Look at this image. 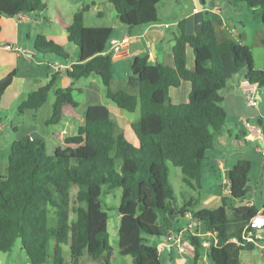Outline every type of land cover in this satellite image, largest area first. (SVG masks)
Segmentation results:
<instances>
[{"label": "trees", "instance_id": "obj_1", "mask_svg": "<svg viewBox=\"0 0 264 264\" xmlns=\"http://www.w3.org/2000/svg\"><path fill=\"white\" fill-rule=\"evenodd\" d=\"M108 1L127 29L159 22V0ZM230 1L261 9L260 41L264 45V0ZM44 8L43 0H0V17ZM84 14L82 8L73 14L71 23L60 21L67 39L78 48L77 58L64 72L72 80L97 74L108 100L126 112L138 108L139 118L130 123L137 143L117 130L105 105H89L80 114L72 96L74 89L56 88L44 123L56 124L80 116L83 122L64 135V147L57 146L52 151L39 137L24 135L11 142L6 174L0 175V252H9L19 239L29 264H44L49 259L47 246L52 239V264H66L64 245L69 249L70 264H81L83 257L101 258L103 264H110L108 215L100 201L102 186H106L121 188L117 206L118 253L130 255L132 264H162L157 243H149L150 238H162L168 233L158 223L159 215L179 222L181 219L182 223L188 212L202 231H214L217 237L205 251L197 236L188 235L194 245V263L204 254L207 264H253L241 258L242 252L254 249L253 242H245L242 231L259 209L264 215V202L261 208L243 203L250 190L247 159H237L227 171L228 192L212 208H196V200L178 206L168 182L171 163L179 167L184 184L195 190L201 188L205 153L218 144L217 137L225 126L222 91L236 74L256 82L264 93V70L253 67L250 49L231 37L218 39L210 13L203 12L198 29L192 33L186 32L183 19L177 21L171 46L172 66L150 61L148 54L135 55L128 84L136 86L137 91L112 90L114 63L105 53L112 27L86 26ZM33 47L41 54L69 59L59 44L42 34L35 36ZM188 48L193 54L192 68L187 65ZM15 73L12 70L0 78V98ZM56 75L50 74L45 83L30 90L17 111L40 108ZM183 81L190 85L187 100L174 103L169 88L179 87ZM48 206L56 211L54 226L48 224Z\"/></svg>", "mask_w": 264, "mask_h": 264}, {"label": "rangeland", "instance_id": "obj_2", "mask_svg": "<svg viewBox=\"0 0 264 264\" xmlns=\"http://www.w3.org/2000/svg\"><path fill=\"white\" fill-rule=\"evenodd\" d=\"M47 7L51 8L50 0H45ZM210 0H207L206 5H209ZM216 3L221 7L222 16H224V24H226L228 29L237 28L238 24L241 23V40L245 41V45L250 49L252 54L253 65L257 69L264 70V45L261 43L260 38L262 35V24L260 20L261 9H251L244 3H233L230 0H216ZM197 5L195 0H159L156 6V13L159 18V27L158 30H161L163 35V45L170 42V37L172 33L176 31V23L174 22L181 16V13H190L193 6ZM98 9L102 12V15L96 17L97 8L93 9L91 7L90 12H86L85 24L88 26H98V25H114V29L119 31V26L115 24H120L118 19H116V12L112 4L108 0H100L97 3ZM228 13H227V10ZM63 11H66L64 6ZM65 13V12H64ZM227 14L229 17H227ZM213 20H217L218 16L213 15ZM231 20L235 22L232 26ZM219 22V20H217ZM127 28L126 25H121ZM145 25L133 26L132 31H140ZM135 28V29H133ZM138 28V29H137ZM153 37L156 39V31L152 29L148 34L142 39L144 41L151 39ZM165 39V40H164ZM134 41V40H132ZM134 43V42H133ZM145 44V43H144ZM71 48H66L67 53L69 54V59H76L78 56V48L72 42L70 43ZM151 46L145 44L146 52L151 51ZM50 55V54H47ZM130 72V66L125 64H118L114 66L113 79L110 83V88L112 90L117 89H127L132 92L137 91L136 86H130L128 84V74ZM240 75L237 74L236 77ZM241 80H243L241 78ZM75 81V86H80L82 90H73L72 94L74 99L79 103V108L82 109L86 105H95L102 104L108 108V105H112L116 110L120 111L123 114L124 120L120 121L121 126L116 123L117 130H122L126 138L137 143L136 137L130 127L129 122L136 121L139 118V109L137 108L134 112H126L119 109L113 102L108 100L104 96V86L100 80V77L97 74H90L88 77H81ZM226 86L232 87L230 81ZM222 101L221 106L226 112L225 126L222 130V134L218 135L217 139L221 141V145L216 144V146L206 151V158L202 166V175L200 179L201 188L199 190L192 189L188 187L181 181V172L179 167L168 163V182L173 188L175 194L176 204L181 206L184 201L187 200H196V208L207 207L212 208L219 204V198L210 196L211 194H221L224 187V181L222 176V171L215 162L217 158L223 159L225 161L232 162L235 159L244 158L249 161L248 169V179L251 194L255 198V203L257 206H261L263 196L260 194V190L264 193V156L256 151V146L259 142L248 140L242 134H237V129L241 128V131L246 132L247 134V122L254 116V108L249 107L246 104V95L242 91L230 90L222 91ZM54 98L53 92H50L46 102L37 110H28L24 113L17 111V106L19 103L10 104L9 108H5L7 118L4 120L7 128L11 121L18 124L19 132L22 131L23 127L33 124L37 131H40L42 134L47 132L54 131L59 126L56 124L46 125L44 123L45 119L50 115L51 112V101ZM258 100V117L262 118L261 128L264 129V93L261 91L259 94ZM86 101V102H85ZM109 110V109H108ZM31 115H34V119H30ZM4 117V116H3ZM116 119V118H115ZM123 121V122H122ZM236 125L239 127L237 128ZM230 130V135L227 132ZM9 133L14 134L15 138L16 132L13 133L11 130ZM224 134V135H223ZM13 136V137H14ZM2 140L9 139L8 136L1 138ZM57 139V138H56ZM47 139V150L52 151L55 147L61 146L64 147L65 144L58 138ZM10 151V144H2L0 142V175L6 174V163L7 156ZM262 163V167H261ZM227 193H224L225 195ZM250 194L248 193V197ZM121 197V188L115 187L112 189L102 186V191L100 195V201L102 208L107 212V229L109 233V242L112 247V254L109 258L110 264H132V257L130 255H121L118 253V225H119V214L117 211V206L119 204ZM252 197V196H251ZM48 224L54 226L56 224V211L55 208L48 206ZM189 221L186 216L184 221ZM158 223L163 224L168 233L172 231H178L183 228L185 224L177 220H173L167 217L164 214L159 215ZM163 241L162 238H150L149 243H159ZM264 243V240L260 245ZM53 240L51 239L48 242L47 253L50 254L52 251ZM69 252L65 249L64 253ZM22 258H25L24 252L20 248V241L16 239L11 250L9 252H0V264H7L8 261L21 262ZM183 257L186 261V264H207L205 255L200 256V259L195 263L192 258L183 254L181 256L174 247L166 248L164 252L160 254V260L162 264H175L174 260ZM241 258L247 263L253 264H264V250H261L259 245H254V249L249 252H242ZM89 259L90 264H103L102 259H90L89 257H83L79 262L83 263L84 260ZM85 263V262H84ZM44 264H52L51 260H47ZM70 264V262H68Z\"/></svg>", "mask_w": 264, "mask_h": 264}, {"label": "crops", "instance_id": "obj_3", "mask_svg": "<svg viewBox=\"0 0 264 264\" xmlns=\"http://www.w3.org/2000/svg\"><path fill=\"white\" fill-rule=\"evenodd\" d=\"M99 1L100 0H50L49 3L51 4V8H49L47 7L46 1L43 0V2L45 3V8L39 12L20 13L13 17H8V16L0 17V78L5 76L8 72L12 70H15L16 72L10 84L5 88L0 98V142L2 144H11L13 140L19 139L24 135H29L31 138L32 137L42 138L46 141V143H47V139H51V138H55V139L57 138L56 140H58V138H61V140L63 141V137L66 133L70 134L75 128V126L82 124L83 118L80 116L73 120H67V119L60 120L58 123H56V125H58L59 127L55 129L53 132L50 131L47 132L46 134H42L40 131H37V129L34 127L33 124H29L28 126L23 127L22 131L19 132L18 124L16 123V121L15 122L11 121L9 123L8 128L4 123V120L7 118V115H5L6 114L5 108H9L10 104L20 103L26 97L27 93L30 90L45 83L49 79L50 74L52 73H56L57 75L53 86L48 92V95L50 92H53L54 94V90L58 87L65 88L67 86H70L74 90H79V91L82 90L80 86H75V81L65 74L64 71L66 69L65 70L54 69L55 65L58 64L66 65L72 63L73 58L67 60H61L53 55L41 54L34 49L33 40L37 34H42L46 36L48 39H52L53 41H55L66 51L67 50L66 48H71L70 46L71 42L67 39L66 31L64 27L60 24V21H63L67 24L71 23L73 14L75 12L82 10V8H85L84 24L87 17L86 12L89 13L91 7H93V9L97 8L96 17L101 16L102 12L97 7V3ZM195 2L197 3V5L193 6L192 11H190V13L182 12L181 16L178 17V19L174 22L183 19L186 32L192 33L198 29L201 21L202 13L208 12L210 13L211 17L213 15L218 16L217 20H219V22H217V20H213L218 39L231 37L241 43L246 44L245 41H242L241 38L238 37V35H240L241 33L240 32L242 27L241 23H237L238 24L237 28L228 29L226 24H224L225 22L223 19L225 18L224 16H222L223 13L221 7L216 3V0H210L209 5H206L207 0H204L203 1L204 3H201L200 0H195ZM64 6L66 8V11H63ZM227 17H229L228 14ZM116 19H118L117 14H116ZM230 24L233 26L235 22L231 20ZM115 25L119 26L120 29L119 31H117L116 29H114V25H111L110 26L112 27L111 38L113 39L126 38L127 47H126V52L123 54L122 57H120L119 59H112L114 66H117L118 64H125L130 66L133 56L142 55V54H148L150 61L159 60L169 66L173 65L171 46H172V39L176 31L172 33V37H170L169 39L171 43L167 42L166 45H163L164 37L161 33V30H158L159 23L145 25L140 31H132V29H127L124 26H121L122 25L121 23ZM98 26H108V25H98ZM152 29H155L156 31L155 41H153L154 40L153 37H150L151 39H148L146 41L142 40ZM144 43L147 44V46H151L152 43V48H151L152 50L146 52ZM7 44L11 45L12 48L6 47ZM193 64H194L193 54L191 49L188 48L187 65L189 68H192ZM253 67L257 69L254 65ZM236 75L230 80L232 87L230 88L229 86H226L223 89L224 91L225 90L240 91L239 84L241 83L242 81L241 78L243 79V77L241 73L238 77H236ZM189 89H190V85L187 81H183L179 87H170L169 95L171 97V100L174 103H180L186 101ZM260 92L261 91L258 90L257 94H260ZM52 102L53 100L51 101V104ZM87 106L89 105H86L82 109L80 108V110H78L79 108V103H78L77 111L80 114H82ZM108 109L112 118L114 119L116 118L115 119L116 123H118V125L121 126L120 121L124 120L123 114L120 111L116 110V108L112 105H108ZM32 118L33 119L35 118L34 115H31V118H29L30 122H31L30 119ZM128 123L131 122L128 121ZM236 127L238 128L239 126L236 125ZM10 130L13 133L16 132L17 138H15L14 134L9 133ZM262 130L264 132V129ZM240 131L241 128L237 129V134H239L238 136H236L237 138H239L241 135ZM227 132L230 135V130H227ZM242 135L247 138L246 132H244V134ZM4 136L9 137L8 141L1 139ZM217 143L221 145V141L219 139H217ZM205 158H206V154H205ZM236 160L237 159L228 163L223 159L220 158L216 159L215 162L222 171L225 190H223L221 194H217V195L211 194L210 196L220 199V197L224 193L228 192L227 185H225L227 181V171L233 167ZM250 191L252 192V190ZM251 192H248L250 194L249 197L252 196L251 204L257 206L255 203V198L253 197ZM260 194L261 196H263L262 197L263 198L262 204H263L264 202L263 189H262V193L260 190ZM249 197L247 196V198ZM247 198L243 201V203L246 202ZM261 206H257V207L261 208ZM65 249L69 250L67 245L63 246V254L66 260V264H68L69 252L64 253ZM51 254L52 251L49 254V260H51ZM19 257L21 258L20 260L21 262L8 261L7 264H29L26 257L25 258H22L21 256ZM84 262L81 264H90L89 259L84 260Z\"/></svg>", "mask_w": 264, "mask_h": 264}, {"label": "built area", "instance_id": "obj_4", "mask_svg": "<svg viewBox=\"0 0 264 264\" xmlns=\"http://www.w3.org/2000/svg\"><path fill=\"white\" fill-rule=\"evenodd\" d=\"M6 47L12 48L11 45L7 44ZM127 39H109L108 46L105 50V53H109L112 59H119L126 52ZM71 63L62 65H55L54 69H69ZM239 89L246 95V104L249 107H257V93L258 86L256 82H249L242 80L239 84ZM247 138L251 141H258L259 144L256 146L257 152L264 156V132L261 128V125L254 123H247ZM252 203V198H247L245 204L250 205ZM185 216L190 219L189 221H182V224H185L183 228L178 231H172L167 233L163 237V241L157 243V248L160 252H164L166 248L174 247L177 252L183 256V254L193 257L195 250L194 245L189 239L188 235L197 236L199 238L202 248L206 251L210 248L212 244H215L217 241L216 233L211 230L202 231L200 229V224L198 221L192 218L191 214L188 212ZM264 215L258 210L249 220V222L244 227L242 231V237L245 239V242H253L254 245H259L261 250H264V243H260L264 240ZM175 264H186V261L183 257L174 260Z\"/></svg>", "mask_w": 264, "mask_h": 264}, {"label": "water", "instance_id": "obj_5", "mask_svg": "<svg viewBox=\"0 0 264 264\" xmlns=\"http://www.w3.org/2000/svg\"><path fill=\"white\" fill-rule=\"evenodd\" d=\"M236 86V84H235ZM259 97V94H257V98ZM258 110H257V107L254 108V116H252L248 122L251 123V124H254V123H257L259 125L262 124V118L261 117H258ZM226 185V184H225Z\"/></svg>", "mask_w": 264, "mask_h": 264}]
</instances>
